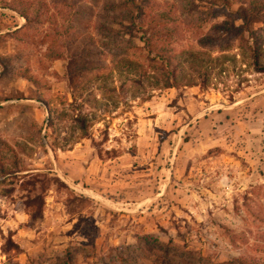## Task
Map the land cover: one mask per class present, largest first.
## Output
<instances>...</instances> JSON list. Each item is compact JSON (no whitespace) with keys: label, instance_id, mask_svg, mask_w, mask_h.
<instances>
[{"label":"rangeland","instance_id":"374dc122","mask_svg":"<svg viewBox=\"0 0 264 264\" xmlns=\"http://www.w3.org/2000/svg\"><path fill=\"white\" fill-rule=\"evenodd\" d=\"M130 1L0 0V264H264V74L220 28L264 0Z\"/></svg>","mask_w":264,"mask_h":264},{"label":"trees","instance_id":"16d2710c","mask_svg":"<svg viewBox=\"0 0 264 264\" xmlns=\"http://www.w3.org/2000/svg\"><path fill=\"white\" fill-rule=\"evenodd\" d=\"M131 4L132 1L128 0ZM19 12V11H18ZM238 15V19L241 20L242 24L235 27V26H221L220 28L226 30L229 33H233L236 36L239 48L242 51L243 58L247 59L249 67L255 73L264 74V34L260 33L258 29H254L253 25L256 22H259L261 12L256 3H252L249 6V10H243L236 12ZM23 18H27L25 13H21ZM139 14L146 16L144 10L141 11L139 8ZM148 22L146 23V29H151L149 35L147 32L144 31L143 36V43L144 47L149 54H153L156 57V60H152L153 65L152 68L155 73L158 74V82L161 83L160 88L167 89V88H179L182 86L183 79H185L186 75H184V64L188 63L189 60L186 57L182 56L181 54L171 53L172 49H169L165 42V36L173 37L174 33L172 29L167 27V21L169 20L168 15H153L149 17ZM159 41L163 42V45L159 44ZM119 65L126 68L128 71H135L138 72L142 70V74L144 70L141 68L140 65L128 61L127 59L119 60ZM128 68V69H127ZM195 73H198V70L194 67H190ZM208 79V75H204L200 82H196L194 80L187 81L185 86L192 87L199 85L206 86V82ZM33 82V80H31ZM134 82H139L135 81ZM150 96H147L144 101H147ZM33 197L29 204H27V212L33 210L36 206V201ZM39 198V197H38ZM43 203V202H42ZM38 213H42V204L38 205ZM17 251H19L17 246H14ZM239 264H252L247 263L245 261H240Z\"/></svg>","mask_w":264,"mask_h":264}]
</instances>
